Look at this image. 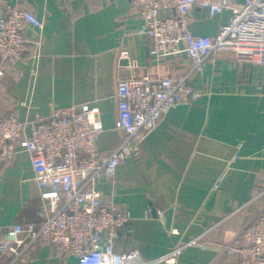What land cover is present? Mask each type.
I'll return each mask as SVG.
<instances>
[{
	"label": "crops",
	"instance_id": "crops-1",
	"mask_svg": "<svg viewBox=\"0 0 264 264\" xmlns=\"http://www.w3.org/2000/svg\"><path fill=\"white\" fill-rule=\"evenodd\" d=\"M14 3L44 27L40 36L27 32V50L13 67L0 63V114L14 112L17 120L31 122L88 104L102 124L96 139L102 154L122 137L115 126L119 77L176 78L189 70L183 54L161 60L149 55L145 22L129 0H0V15ZM229 15L210 16L196 7L188 27L213 37ZM187 82L199 90L198 98L171 108L140 142L138 156L124 158L113 181L96 187L130 215L117 230L115 251L137 249L149 259L198 238L159 264H231L227 246L255 205L235 209L264 186V65L222 50ZM39 193L27 153L0 165V239L12 224L40 220ZM12 258L0 254V264H78L45 242Z\"/></svg>",
	"mask_w": 264,
	"mask_h": 264
},
{
	"label": "built area",
	"instance_id": "built-area-1",
	"mask_svg": "<svg viewBox=\"0 0 264 264\" xmlns=\"http://www.w3.org/2000/svg\"><path fill=\"white\" fill-rule=\"evenodd\" d=\"M129 4L145 22L149 55L161 60L183 54L189 70L176 78L119 77L115 126L122 137L105 154L96 143L103 129L99 114L88 104L61 108L31 122L17 120L14 112L0 114V165L18 152L27 153L41 200L38 222L12 224L0 239V254L11 255L12 261L30 245L45 242L75 256L78 264H159L198 241L193 238L149 259L137 249L115 251L117 230L130 215L96 186L113 181L124 158L138 156L140 142L171 108L198 98L199 90L187 80L201 70L207 57L226 50L264 65V0H129ZM196 7L210 16L228 11V22L220 24L213 37L194 35L188 24ZM43 27L44 21L32 11L18 3L6 5L0 15V63L13 67L27 50V32L35 30L40 36ZM252 204L253 215L237 233L236 243L227 246L234 257L231 264H264V186L235 211Z\"/></svg>",
	"mask_w": 264,
	"mask_h": 264
}]
</instances>
